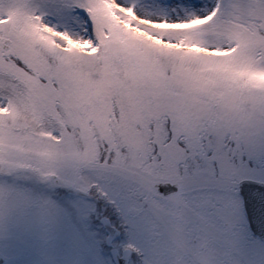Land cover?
<instances>
[{
	"label": "snow or ice",
	"instance_id": "obj_1",
	"mask_svg": "<svg viewBox=\"0 0 264 264\" xmlns=\"http://www.w3.org/2000/svg\"><path fill=\"white\" fill-rule=\"evenodd\" d=\"M154 2L175 11L205 0ZM91 6L64 0L48 25L89 44L85 52L38 41L22 55L0 41V72L25 82L67 155L57 227L0 234V264H199L207 248L213 264H264V111L245 119L214 93L189 90ZM213 11L264 61V0H213L204 15ZM173 234L182 258L157 259Z\"/></svg>",
	"mask_w": 264,
	"mask_h": 264
},
{
	"label": "rangeland",
	"instance_id": "obj_2",
	"mask_svg": "<svg viewBox=\"0 0 264 264\" xmlns=\"http://www.w3.org/2000/svg\"><path fill=\"white\" fill-rule=\"evenodd\" d=\"M64 0H0V41L27 55L29 43L43 41L62 51L85 52L91 46L53 30ZM90 13L105 17L113 28L142 42L167 66L175 67L194 92L217 95L232 111L251 119L264 111V61L215 11L204 15L213 0L201 8L181 5L164 11L154 0H91ZM203 17V18H201ZM215 18V19H214ZM92 49L87 54L93 55ZM0 234L51 235L58 224L55 190L63 187L65 151L58 147L47 119L37 115L35 102L23 80L0 72ZM140 150L143 145L137 146ZM55 176L54 178L52 176ZM87 184L88 177L80 175ZM183 245L173 234L156 246L157 259L166 254L180 260ZM199 254V255H198ZM198 261L213 264L212 248L200 251ZM203 254V256H202Z\"/></svg>",
	"mask_w": 264,
	"mask_h": 264
},
{
	"label": "flooded vegetation",
	"instance_id": "obj_3",
	"mask_svg": "<svg viewBox=\"0 0 264 264\" xmlns=\"http://www.w3.org/2000/svg\"><path fill=\"white\" fill-rule=\"evenodd\" d=\"M198 255H199V254H198ZM202 256H203V254H202ZM199 264H205V262L199 261Z\"/></svg>",
	"mask_w": 264,
	"mask_h": 264
},
{
	"label": "water",
	"instance_id": "obj_4",
	"mask_svg": "<svg viewBox=\"0 0 264 264\" xmlns=\"http://www.w3.org/2000/svg\"><path fill=\"white\" fill-rule=\"evenodd\" d=\"M53 178L55 177V176H52Z\"/></svg>",
	"mask_w": 264,
	"mask_h": 264
}]
</instances>
